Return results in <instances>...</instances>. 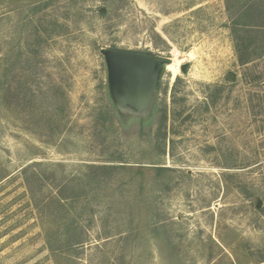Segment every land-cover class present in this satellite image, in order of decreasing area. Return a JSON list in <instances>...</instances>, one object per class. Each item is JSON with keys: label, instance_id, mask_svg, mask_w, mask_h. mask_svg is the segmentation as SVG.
Instances as JSON below:
<instances>
[{"label": "rangeland", "instance_id": "374dc122", "mask_svg": "<svg viewBox=\"0 0 264 264\" xmlns=\"http://www.w3.org/2000/svg\"><path fill=\"white\" fill-rule=\"evenodd\" d=\"M0 264H264V0H0Z\"/></svg>", "mask_w": 264, "mask_h": 264}, {"label": "water", "instance_id": "95a60500", "mask_svg": "<svg viewBox=\"0 0 264 264\" xmlns=\"http://www.w3.org/2000/svg\"><path fill=\"white\" fill-rule=\"evenodd\" d=\"M111 61L115 67H120L121 64L129 69L123 71V75L130 79L133 84H143L146 76L152 69L154 63H163L164 59L128 52H109ZM130 65V67H129ZM122 69V68H121ZM185 66L183 67V70Z\"/></svg>", "mask_w": 264, "mask_h": 264}, {"label": "bare ground", "instance_id": "6f19581e", "mask_svg": "<svg viewBox=\"0 0 264 264\" xmlns=\"http://www.w3.org/2000/svg\"><path fill=\"white\" fill-rule=\"evenodd\" d=\"M169 70L172 72L173 78L178 76L179 70H178V65L176 63L175 64H171L169 66Z\"/></svg>", "mask_w": 264, "mask_h": 264}]
</instances>
